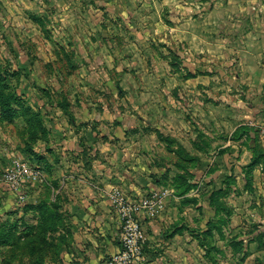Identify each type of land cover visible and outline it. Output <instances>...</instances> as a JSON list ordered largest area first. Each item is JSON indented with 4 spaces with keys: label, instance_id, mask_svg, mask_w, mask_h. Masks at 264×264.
I'll use <instances>...</instances> for the list:
<instances>
[{
    "label": "rangeland",
    "instance_id": "rangeland-1",
    "mask_svg": "<svg viewBox=\"0 0 264 264\" xmlns=\"http://www.w3.org/2000/svg\"><path fill=\"white\" fill-rule=\"evenodd\" d=\"M80 1L82 4L77 0H0V93L15 94L17 103L14 105L18 108V115L13 120H4L0 109V264H34L36 252L48 258L56 249V246H39L35 243L39 239L33 227L37 224L34 223L33 211L27 215V219L22 216L19 207L21 203L15 196L17 202L13 204V198L7 193L10 190L1 182L6 166L15 157H22L38 166V158L32 157L35 154L39 156L35 146L43 144L42 151L50 150L49 144H52L56 135L53 132L57 121L55 118L68 119L70 122L75 118L72 110L73 96L87 94V98L98 106L103 104L98 99L107 96L109 100L115 93L119 96L122 94L128 101L130 94L145 90V63L147 60L151 62L156 54L160 61L165 60L169 64L172 73L180 70L179 65L183 61L188 62V59L178 52L187 50L193 44V32L201 34L205 50L203 65H207L212 58L211 54H214L211 64L217 74L219 91L215 94L216 98H210L203 92L202 100L206 106H211L216 119L212 120L213 137L208 136L209 127L206 125L207 128H202L196 135L198 139L195 144H203V159L200 158V164L195 165L200 170V175L194 181L190 179L178 182H182L183 187L175 190V193L184 188L185 192L179 195L182 211L176 223L178 225H172L171 228L174 227V231L188 229L191 237L186 243L178 242L177 247L180 251L189 252L191 256L195 255L200 264H264V182L259 180L264 169L257 168L260 172L256 168L253 170L252 187L247 188L243 167L249 162L250 154H245V149L240 146L243 144L240 132L246 126L243 115L252 108L254 100L250 101L245 95L242 96V83L237 76L241 74L239 61L243 54L252 50V44H255L254 50L260 49L259 45H264V0H184L187 2V18H182L180 28L189 34H185L187 36L184 42L173 36L174 31L162 40L160 37L152 40L156 41L153 54L151 51L146 53L145 49L148 47L141 46L140 43L137 45L138 52L126 53L125 51L131 50L126 47L121 50L124 53L116 52L118 60L115 58V61L122 64V60L129 59V65L126 66L128 75L124 74V70L116 71L117 67L104 70L111 75L100 68L104 73L102 76L107 77L78 86L77 82L84 72L83 57L79 51L71 52L73 48H79L78 39L71 33L73 30L105 29L113 24L123 30H146L151 24L146 21L120 20L106 22L107 24L104 21L99 26L100 21L96 22L95 19L67 23L65 20L69 15L76 16L81 11V15L86 13L90 19L89 13L95 16L98 9L104 8L86 3L85 0ZM201 10L204 14H201ZM176 17L174 13L167 12L161 20L158 19L159 22L153 21L152 25L155 28L167 26L170 29L179 25ZM157 23L160 25L157 26ZM247 33L249 36H246ZM251 34L255 37H251ZM144 38L131 39L141 42ZM165 40L169 43L164 44ZM122 41H118L121 46ZM138 57L144 60L143 64ZM248 59L252 61L251 58ZM209 65L208 63V67L202 68L205 71H200L201 74H209L206 70ZM141 66V71L135 69ZM254 70L257 67L252 69ZM97 71L100 73L99 69ZM189 74L194 75L186 70L183 77H193H189ZM109 77L113 79L112 83L108 81ZM95 78L97 77L93 79ZM160 85L158 88L161 92ZM171 91L176 97V87ZM92 97L98 99L92 100ZM109 103L111 104L110 100ZM98 106L96 105L98 111L102 112L103 109ZM122 106L127 108L124 102ZM204 111H208L207 107ZM135 115L139 125L127 130L125 135L139 134L132 138L135 140L149 138L151 134L150 127L146 126V117L139 118L138 113ZM90 127L93 131H102L96 125L94 128ZM156 134L160 143L168 144L166 149L171 153V161L176 164L170 167L172 176L181 169L178 164L187 163L185 161L192 155V150L177 148L176 144H180L178 137L171 132L158 131ZM188 141L187 144L193 143L192 139ZM232 144L238 147L233 148ZM190 166L192 164L188 169ZM216 173V179H209ZM219 190L221 194L217 193ZM213 199L216 205L211 203ZM13 225H16V234L23 236L17 243L7 242L13 239L7 235ZM151 251V248L145 247V255L151 254ZM164 251L162 249V253ZM189 264L194 263L190 260Z\"/></svg>",
    "mask_w": 264,
    "mask_h": 264
},
{
    "label": "crops",
    "instance_id": "crops-1",
    "mask_svg": "<svg viewBox=\"0 0 264 264\" xmlns=\"http://www.w3.org/2000/svg\"><path fill=\"white\" fill-rule=\"evenodd\" d=\"M77 2L82 4L80 0ZM85 2L104 8L98 9L95 16L89 13L90 19L86 13L81 15V11L76 13V16L69 15L65 20L67 23L95 19L96 22L100 21L99 26L104 21L108 23L120 20L146 21L151 24L146 30H137V28L123 30L116 28L114 24L105 29L73 30L71 33L78 39L79 48H73L71 52L79 51L83 57L84 74L82 73V77L77 82L78 86L81 83L82 85L94 83L100 77H107L102 76L103 71L116 67V71L124 70V74L128 75L126 66L129 65V59L122 60V64L115 61V58L118 60L115 56L116 52H123L121 50L126 47L131 48L125 51L126 53L138 52L137 45L140 43L139 45L148 47L145 49L146 53L151 51L153 54L155 53L153 45L156 43V41L152 42L154 38L160 37L162 40L174 31L173 36L179 41L184 42L186 36H189L188 31L180 28L182 18H187L185 12L187 2L184 0H91V3L85 0ZM167 12L177 16L179 25L170 29L167 26L153 27L152 22H159ZM201 14H204L202 10ZM159 25L157 23V26ZM192 36L193 44L189 45L187 50L178 52L189 62L183 61L179 65L180 70L172 73L169 64L165 60L160 61L156 54L151 62L147 60L145 63L147 66L145 90L139 91L138 94H130L128 101L125 96L116 93L109 99L111 104L107 96L101 99L92 97V100L98 99L100 103L102 101L107 105L98 106L87 98V94L80 93L73 96L72 110L75 118L71 122L68 119L55 118L57 121L53 132L56 135L52 144H49L48 152L42 151L43 144L35 146L39 156L35 154L32 157L38 158L42 179L25 185L23 190L27 193V199L26 202L19 204L22 216L26 218L33 211L34 223H38L41 214L38 205L47 200L50 204H58V211L64 217L62 227L56 232H50L49 241H54L59 246L50 257L44 259V264H106L109 256L120 249L121 224L117 210L109 198L113 188L120 189L130 198L165 192L162 196V206L157 213L154 216H144L142 220L147 236L145 247L153 251L145 255L146 261L143 264H189L190 260L194 264H200L195 255L191 256L189 252L180 251L177 247L178 242L186 243L191 236L187 228L182 231L178 229L174 231V227L171 228L178 222L182 211L180 196L175 193L174 187L169 182L176 175L174 173L171 176L170 167L176 164L171 161L173 159L171 153L166 149L168 144L160 143L156 139L158 131L171 132L173 136H177L180 143L176 144L177 148L192 150L193 156L191 154L190 156L197 158L196 163L190 166L192 181L200 175L198 172L200 170L195 168V165L200 162V158L203 159L201 151L203 144H195L198 139L196 135L207 126L208 136L213 137L212 120L216 119L210 109L211 106L203 103L202 96L204 92L210 98H216L219 81L211 64L214 54H211L212 58L208 60L210 65L206 70L209 74H201L205 71L202 68L208 67V63L207 65L202 63L205 50L200 39L201 34L193 32ZM246 36L249 34L247 33ZM132 37L146 39L139 42L132 40ZM251 37L255 35L251 34ZM119 39L123 40L122 46L118 43L121 42ZM165 43L168 44V40H165ZM253 47L255 44H252L251 51L247 50L240 58L241 74L237 75L242 83V96L245 95L247 100H254L252 108L243 115L247 129L241 133L243 144H240L245 149V154H250L249 162L254 154L256 142L264 149V45H259L260 49L257 50ZM143 61L141 59L140 63L143 64ZM255 67L257 70L252 71ZM100 68H103V71ZM135 69L141 71L143 67H135ZM186 70L192 72L194 76L185 79L183 74ZM108 71L104 72L111 75ZM94 77L97 78L93 79ZM112 80L109 77L108 81L112 83ZM159 85L162 86L161 92ZM175 87L176 97L171 91ZM123 102L127 108H123ZM96 105L103 111H98ZM205 107L208 111H204ZM136 113L139 118L146 117V126L150 127L151 134L149 138L135 140L132 138L139 134L125 135L127 130L139 125ZM95 125L102 130L100 133L90 127L94 128ZM105 139L109 141L104 142ZM188 139H192L193 143L187 144ZM232 147L238 146L232 144ZM259 167L264 169V164H259L256 169ZM256 171L260 172V169ZM260 174L259 180L264 182V172ZM211 177L216 179L218 175L213 174L209 179H212ZM7 193L13 198L15 205L17 202L15 195L10 191ZM27 204H33L34 208L26 210ZM162 249H165L163 253Z\"/></svg>",
    "mask_w": 264,
    "mask_h": 264
},
{
    "label": "built area",
    "instance_id": "built-area-1",
    "mask_svg": "<svg viewBox=\"0 0 264 264\" xmlns=\"http://www.w3.org/2000/svg\"><path fill=\"white\" fill-rule=\"evenodd\" d=\"M42 173L37 165H32L22 157H15L3 171L1 182L10 190L20 203L26 202V184L39 182ZM152 194L140 198H130L118 188L109 195L116 208L121 224L120 249L109 256L106 264H143L146 261L144 247L147 241L142 220L144 216H154L162 206V196Z\"/></svg>",
    "mask_w": 264,
    "mask_h": 264
},
{
    "label": "trees",
    "instance_id": "trees-1",
    "mask_svg": "<svg viewBox=\"0 0 264 264\" xmlns=\"http://www.w3.org/2000/svg\"><path fill=\"white\" fill-rule=\"evenodd\" d=\"M194 76L192 74H189V77ZM17 103L16 95L12 93L3 94L0 93V109H1V115L4 120H13L18 115V108L14 105V103ZM247 127L244 128V130L240 133H244L246 131ZM182 150V147H180ZM253 156L251 158V161L243 167V170L246 173V182H247V188L252 187V172L253 170L259 165L264 164V149L260 147L257 142L255 144L254 150H253ZM197 158H194L189 155V158L185 161L187 163H183V165L178 164V167L181 168L179 172L176 173V175L173 177L171 185L175 188V190H180L183 187V184L181 181H190L192 177V172L190 171V168L188 169L189 165L192 163H196ZM178 163V162H177ZM183 171V172H182ZM182 172L183 174H181ZM177 182V183H176ZM219 190V194H221ZM185 192V188L181 190V192H177L178 195H182ZM213 205L215 204L214 199L211 202ZM58 204L52 203L50 204L47 200L41 202L38 205V209L41 211L40 219L37 224H34V231L37 234V237L39 240L35 241V243H38V245H50V247H58L59 245L54 243V241H49L48 237L51 236L50 232H56L59 230L60 227L64 224V217L60 212L58 211ZM26 210L33 209V204H27L25 206ZM8 236L13 237L15 240L7 241V242H13L17 243L20 238L23 236L16 234V225H13L10 227V230L7 234ZM15 237V238H14ZM2 238H0L1 240ZM9 240V239H8ZM5 241V240H4ZM36 251V249H35ZM34 251V253H35ZM37 255V258L35 260L34 264H44L45 255L42 256L41 254L38 255L37 252L35 253Z\"/></svg>",
    "mask_w": 264,
    "mask_h": 264
}]
</instances>
